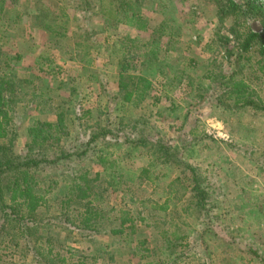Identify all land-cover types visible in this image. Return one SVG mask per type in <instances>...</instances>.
I'll list each match as a JSON object with an SVG mask.
<instances>
[{"label": "rangeland", "instance_id": "374dc122", "mask_svg": "<svg viewBox=\"0 0 264 264\" xmlns=\"http://www.w3.org/2000/svg\"><path fill=\"white\" fill-rule=\"evenodd\" d=\"M134 1L147 29L125 21L121 0H17L2 15L0 73L13 79V116L0 124V142L14 139L24 153L28 127L65 111L58 146L85 151L66 159L70 168L39 171L46 202L30 244L46 254L53 247L67 264H264V110L199 103L195 89L209 70L232 71L241 49L234 24L261 32L260 17L229 0ZM243 54L240 77L264 100L259 43ZM122 64L134 75L124 90ZM136 75L151 79L147 92ZM84 175L95 187L81 199ZM195 185L207 191L205 208L195 206ZM86 213L98 216L94 230L74 231L69 221ZM9 231L0 230V264H47L13 242L7 248Z\"/></svg>", "mask_w": 264, "mask_h": 264}, {"label": "trees", "instance_id": "16d2710c", "mask_svg": "<svg viewBox=\"0 0 264 264\" xmlns=\"http://www.w3.org/2000/svg\"><path fill=\"white\" fill-rule=\"evenodd\" d=\"M10 1L17 2V0H0V21L3 13L5 11H7V13L10 11L8 9L11 4ZM134 2V0H121L118 9L121 13L123 12L125 18H127L125 21L130 24L140 22V24L136 23L138 24L137 27L139 29H147V23L142 21L141 19L143 18L140 14L138 15L136 11L133 10L132 5ZM86 4H88V2H86ZM228 7L233 11H241L243 15L247 17H260L263 31L254 32L248 26H245L243 31H241L238 24H234L232 29L236 39H234V41L237 44V47L239 48L240 46L241 49L237 52L236 59L231 62L234 63L232 71H222V73H218L217 71L209 70L205 76V80L209 81L208 83L201 81L196 87L195 85L193 86V84L191 86L192 88L195 87L197 91L196 97L201 101L199 103L206 102L208 104H217L223 106L225 109L251 107L255 110H264V100L260 97L251 81L246 80L244 77H240L241 61L250 58L249 55L245 56L243 53L252 50L253 45L257 43L260 45L261 54L257 63L260 65L261 70L264 71V5L258 0H249L244 4H237L229 0ZM135 16L137 19H135ZM17 17L18 19L20 18V16ZM128 18H130L129 21ZM242 24H245V20H243ZM152 32L154 35L159 33L160 37L166 33V29L165 26L160 25V27ZM224 39L225 44L230 46L231 39L228 37H224ZM153 40L156 41L155 38H153ZM233 46L236 45L233 44ZM152 53L153 55H156V51H152ZM229 53H231L230 48ZM126 68L127 67L122 64L121 71L119 72V85L123 90L128 88V78L134 76L124 73ZM135 77H137V81L135 82L136 87L138 85L145 88V92H147L146 90L152 86V81L148 77L142 75H136ZM12 81L13 79L11 77L8 78L7 76H2L0 73V124H3V122L4 124H7L13 116V107L11 105L13 101L12 93L9 97L6 93L8 90L7 87H9ZM143 84H145V87ZM66 118L67 113L61 111L57 115L55 122L38 121L35 124L30 125L27 132L30 142L27 144L28 148L24 153L14 150V139H11L9 144H5L3 141L0 142V230H4L5 227L11 229V231L2 235L4 238L8 236V239L5 241L7 244L6 247L8 248L10 243L13 242L15 243L16 248L19 247L22 249L21 252L24 257L32 256L34 260L46 262L47 264L67 263L64 258L59 256L60 253L55 252L50 245L48 246L50 248L47 251V256L46 253L40 252V247L30 244L31 237L35 234L34 232L38 231L40 226H38V221L35 215L46 202V198L39 193L38 189L39 181L37 178L40 174L39 171L46 169V166L57 164L64 165L65 168H70V164L66 159H72L74 155L81 156L85 152L84 149H81L80 151L77 150L76 152L66 151L61 149V146H58L63 137L68 134L65 124ZM95 138L96 136L94 135V140ZM89 143L91 145L93 140H90ZM54 145H56L58 149H56L52 156L47 155L46 150L49 147L52 148ZM164 146L166 145L161 143L158 145V148L160 149ZM86 147H88V143ZM36 148H38V150ZM164 148L165 149L163 150L168 157L174 155H171L169 146ZM192 172L195 176L194 181L196 183L198 178L196 177L197 174L195 169H193ZM96 177H99V173H97ZM84 178L88 184L86 183V188L79 187L80 193L76 195L77 198L81 199L88 198L90 194L93 193H89V188L92 190L93 187H95V184H93L94 178L87 179L86 175H84ZM195 190L197 192L195 195V206L205 208V197L207 196L206 189L195 185L193 191ZM65 201L69 205L72 198L69 197L64 200V202ZM97 214L98 213H96V215ZM97 217L94 216V221H92L93 218L86 213L83 218H80L79 222H69L75 228L74 231L78 230L81 233H84L88 230H94L95 223L98 221ZM127 220H131V218L124 219L122 224ZM17 229L19 230L17 234H15ZM122 231V229L114 230L116 233ZM49 234H51V230H49L48 235ZM41 235H45V232H42ZM2 264L13 263L2 262Z\"/></svg>", "mask_w": 264, "mask_h": 264}]
</instances>
